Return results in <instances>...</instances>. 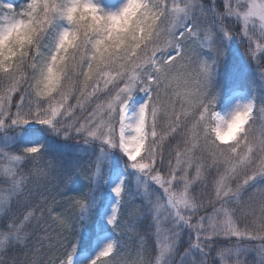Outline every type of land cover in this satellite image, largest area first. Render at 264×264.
<instances>
[{
	"label": "snow or ice",
	"instance_id": "6c2138e0",
	"mask_svg": "<svg viewBox=\"0 0 264 264\" xmlns=\"http://www.w3.org/2000/svg\"><path fill=\"white\" fill-rule=\"evenodd\" d=\"M245 75L252 98L219 115ZM258 89L264 0L0 2V264H74L109 225L114 238L90 264H264ZM33 121L100 151L61 163L24 146ZM117 148L127 179L105 221ZM75 176L85 188L69 194Z\"/></svg>",
	"mask_w": 264,
	"mask_h": 264
},
{
	"label": "trees",
	"instance_id": "16d2710c",
	"mask_svg": "<svg viewBox=\"0 0 264 264\" xmlns=\"http://www.w3.org/2000/svg\"><path fill=\"white\" fill-rule=\"evenodd\" d=\"M0 2H8V0H0ZM11 3L15 4L16 6L22 5L25 0H10ZM97 2L104 7L106 10H116L118 9L124 2V0H97ZM53 38L52 36H47L45 38V43L49 46L52 44ZM243 51V49H241ZM261 53L258 51L257 55L259 56ZM229 57L236 59L237 61L242 62V58L237 52L236 48L233 47L231 52L229 53ZM249 77L247 75L244 76L241 83L231 88L232 89H242L245 92L249 93L250 95H253V89L249 85ZM257 83H259L257 81ZM224 92L222 93L220 99L218 100L216 110L220 107L221 103L224 100V97L230 92ZM258 91H264V89H258ZM25 128H29V135L27 138V142L24 146H28L32 143H40L43 144L45 147L42 149V151H47L49 155L56 160L60 161L61 163L65 164H72L75 165L77 163L83 164L88 156H90L93 152L98 153L100 151L99 143H94L90 145H84L79 140H67L63 136H57L55 133H52L50 130L45 131V126L40 125L36 123L35 121L31 122L30 125H26ZM119 157H123V159H126V157L123 156V154L117 149H111L109 151V163L112 165V167L116 164V161ZM119 163L123 164V160H120ZM128 172H134L132 169H127ZM142 185H147L149 187H155L152 185L149 181L141 178ZM86 181L83 179V177L75 176L72 180V182L68 185V192L69 194H74L77 192H80L84 190ZM137 177L136 175L132 176V189L137 190ZM101 198L104 201L105 194L102 193ZM111 229V227H110ZM112 237L114 238V235L112 233ZM79 250V247H78Z\"/></svg>",
	"mask_w": 264,
	"mask_h": 264
},
{
	"label": "rangeland",
	"instance_id": "374dc122",
	"mask_svg": "<svg viewBox=\"0 0 264 264\" xmlns=\"http://www.w3.org/2000/svg\"><path fill=\"white\" fill-rule=\"evenodd\" d=\"M251 98L252 96L250 94L242 90L239 89L232 90L225 97L223 103L216 111L219 113V115L227 118L238 103L239 104L246 103ZM143 99H144L143 93L138 94L134 98V100L132 101V107L130 108V113H129L130 115L132 111L135 109V107L143 102ZM110 176H111L110 182L105 183V189L107 194L105 195L103 201V207H101L100 209L101 214L103 215L105 221L107 219V215L111 212L112 204L115 202L114 193L111 192V188L114 187L116 183L120 182L121 177L127 179V175L124 169V164L119 163L118 167L114 165L111 168ZM110 227L111 225L108 226L109 231L99 232L98 236L93 239L90 250H85L83 252L78 250L77 255L74 257V264H90L91 259L96 255V253H98L109 240L113 239L112 232L110 231Z\"/></svg>",
	"mask_w": 264,
	"mask_h": 264
}]
</instances>
